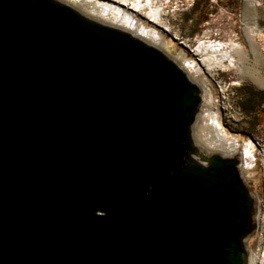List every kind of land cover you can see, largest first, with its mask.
I'll list each match as a JSON object with an SVG mask.
<instances>
[{
    "label": "water",
    "instance_id": "obj_1",
    "mask_svg": "<svg viewBox=\"0 0 264 264\" xmlns=\"http://www.w3.org/2000/svg\"><path fill=\"white\" fill-rule=\"evenodd\" d=\"M166 51L62 0H0V264H249L242 152L195 127Z\"/></svg>",
    "mask_w": 264,
    "mask_h": 264
},
{
    "label": "rangeland",
    "instance_id": "obj_2",
    "mask_svg": "<svg viewBox=\"0 0 264 264\" xmlns=\"http://www.w3.org/2000/svg\"><path fill=\"white\" fill-rule=\"evenodd\" d=\"M62 1L80 10L74 0ZM90 1L119 6L115 0ZM159 4L162 23L169 28L160 31L169 42L166 52L175 60L183 51L187 59L198 62L193 50L203 41L228 49L222 63L226 67L186 72L203 89L196 139L206 148L200 137L209 131L202 118L216 117L226 136L238 140L228 152L239 149L248 160L254 156L251 170L244 171V159L241 166L258 201V229L248 241L249 264H264V0H159ZM252 105L256 108L248 110Z\"/></svg>",
    "mask_w": 264,
    "mask_h": 264
},
{
    "label": "bare ground",
    "instance_id": "obj_3",
    "mask_svg": "<svg viewBox=\"0 0 264 264\" xmlns=\"http://www.w3.org/2000/svg\"><path fill=\"white\" fill-rule=\"evenodd\" d=\"M78 4L82 13L86 16L97 20L103 24L121 28L139 37L147 43H150L164 51L168 50L169 42L162 35L160 29L169 31L167 25L162 23V8L159 0H121L116 1L119 6L110 4H99L90 0H74ZM79 10V11H80ZM81 12V11H80ZM143 17L145 19H143ZM147 21L153 24V28L148 26ZM197 61L187 59L186 55L181 51L176 60L180 66L188 73L197 74L201 67L206 70H211L215 67L223 66V58L227 57L228 49L222 44H215L209 41L200 42L193 50ZM230 52V51H229ZM187 73V74H188ZM189 75V74H188ZM203 124L208 129L209 134H201L200 140L202 144L209 150H221L225 153L235 148L238 140L231 139L222 131L218 119L209 115L202 118ZM247 150H251L250 147ZM244 159L245 169L253 168L254 156L249 155ZM264 164V158L262 159ZM248 174V173H247Z\"/></svg>",
    "mask_w": 264,
    "mask_h": 264
},
{
    "label": "trees",
    "instance_id": "obj_4",
    "mask_svg": "<svg viewBox=\"0 0 264 264\" xmlns=\"http://www.w3.org/2000/svg\"><path fill=\"white\" fill-rule=\"evenodd\" d=\"M245 108V107H244ZM256 108V105H252L251 107H250V109H248V110H254ZM246 110H247V108H245Z\"/></svg>",
    "mask_w": 264,
    "mask_h": 264
},
{
    "label": "built area",
    "instance_id": "obj_5",
    "mask_svg": "<svg viewBox=\"0 0 264 264\" xmlns=\"http://www.w3.org/2000/svg\"><path fill=\"white\" fill-rule=\"evenodd\" d=\"M216 84L218 85V87H219V89H220V86H219L220 83L217 82ZM220 92L222 93V89H220ZM218 117H219V116H218Z\"/></svg>",
    "mask_w": 264,
    "mask_h": 264
}]
</instances>
